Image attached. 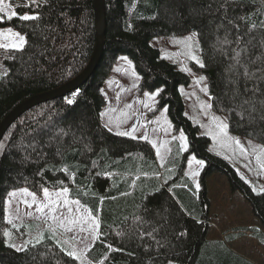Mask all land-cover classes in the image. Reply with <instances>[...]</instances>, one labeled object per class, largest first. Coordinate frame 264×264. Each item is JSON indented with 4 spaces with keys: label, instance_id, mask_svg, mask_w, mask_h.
Listing matches in <instances>:
<instances>
[{
    "label": "trees",
    "instance_id": "1",
    "mask_svg": "<svg viewBox=\"0 0 264 264\" xmlns=\"http://www.w3.org/2000/svg\"><path fill=\"white\" fill-rule=\"evenodd\" d=\"M26 2L7 0L13 11L38 14L40 19L8 20L0 14L1 29L12 28L26 38L21 51L0 48V64L8 70L0 77V124L27 99L77 78L96 47L94 0H39V7L30 8L23 6ZM104 8V52L89 80L75 91V102L68 104L67 95L34 107L0 142V264H77L52 238L30 243L22 252L8 246L7 198L22 187L36 193L43 187H68L74 199L99 209L93 214L99 217L102 234L89 253L98 263L259 264L231 244L248 235L264 248V196L241 179L233 161L216 152L209 132L188 116L186 102L200 97L194 74L205 76L213 97L211 110L227 117L230 134L264 145V122L250 124L246 113L241 119V97L233 100L237 88L243 93L247 87L251 97V90L264 89V82L229 71L238 34L243 37L240 47L247 48L242 59L250 70L260 66L258 57L264 60V0H104ZM191 32L197 34L200 59L207 67L200 69L190 60L189 73L181 71L179 56L154 45V40ZM225 37L230 43H223ZM121 57L132 60L141 79L140 92L163 90L158 108L168 107L174 128L187 134L189 150L167 166L176 175L161 168L150 143L116 136L100 120L106 104L104 86ZM261 99L264 96L257 92L258 108ZM190 155L205 162L201 189L183 175ZM157 173L167 177L164 187ZM215 175L225 177L230 190L242 195L258 226H240L221 239L209 238L212 201L207 182ZM100 197H105L103 203Z\"/></svg>",
    "mask_w": 264,
    "mask_h": 264
},
{
    "label": "rangeland",
    "instance_id": "2",
    "mask_svg": "<svg viewBox=\"0 0 264 264\" xmlns=\"http://www.w3.org/2000/svg\"><path fill=\"white\" fill-rule=\"evenodd\" d=\"M6 29L0 28V32H5ZM13 31L18 32L14 29ZM190 34L176 38H156L154 40V45H157L162 50H165L167 53L172 54L173 56H179L181 64L184 67L189 68L187 62L189 63L191 59H189L188 56L184 54V52H186L185 45L178 43V41L183 40ZM5 36H8L6 32L4 36H0V43L11 42L12 38L8 37V39H5ZM192 43V50L194 54L200 57L201 49L199 47L197 35L193 37ZM128 61H130L131 64H129ZM199 76L200 74H194V80L196 83ZM140 82L141 79L135 70L132 60L128 57L127 61L123 59L118 60L114 66V70L109 80L104 86V92L106 93V104L103 106L100 113H107V115H105L103 118L100 117V120L102 121V124L105 125L109 119V116H111L115 122L124 119L123 114L126 113L128 118L126 119V122L121 124L122 130L130 129L135 123L137 124V132L135 133L137 137L146 132L149 136V140H156L158 146L163 145L164 141H168L169 144L166 147L171 148V152L166 153L165 147H161V153L166 154L167 156V167L169 164L179 162L181 158L184 157L185 152H187H180L177 155L176 150L179 142L172 141L171 139L172 136H179V132L181 130L177 131L174 128L168 112V107L158 108L159 95L155 97L157 103L153 105L154 110L150 111L148 108L143 106V103L148 101V98L144 95L145 92L139 91ZM204 83L207 82L205 81ZM204 83H197L199 91L196 92V95L198 94V96H200L199 99H196L193 102H186L187 113L191 119L201 123V126L204 127L205 131L210 132L211 120L209 117L214 112L211 109H208L209 114L206 115L205 112L202 111L203 105H201V102L210 103L208 96L201 91ZM193 94H191V96ZM148 102L151 103L150 101ZM129 105L131 107H128ZM109 109H112V111H109ZM165 109L166 111H164ZM164 116L167 117V120L171 124V128L167 133L164 131V128L166 127L164 123ZM157 120H159V124L156 123ZM112 126L114 128L115 124ZM153 129H157V131L153 132ZM182 131L187 137L186 132L184 130ZM238 139L245 148H249V141H251L253 144L261 145L258 142L250 139L239 137ZM214 148L217 153H222V155L236 164L237 171L249 182L252 187L257 188V190H259L261 187H264V169H260L256 162V155L253 154L250 149L247 156L244 157L239 154L238 149L236 152H233L231 148H222L215 140ZM191 156L193 155L187 156L188 159H190ZM158 162L160 164L159 159ZM202 167L196 165L195 162H193L191 169L189 168L188 163L187 167L185 168V170L189 172H199V175L195 177L194 181L189 177L194 182V185L196 183L200 185L198 189L202 188L199 178ZM172 174L176 175L177 172H172ZM207 183L212 201L211 232L209 234L210 239H221L224 237L225 232L231 230L233 231V229L240 226H258L257 220L252 215L246 200L240 193L232 192L230 190L225 177L215 175L209 178ZM22 189H25V187L11 191L10 193L15 192L16 195L14 197L8 195L7 198L6 211L9 221H11V225L8 229L9 235L7 236L8 244L15 243L17 245H23L26 241L33 243L37 242L38 239L39 241H42L47 238H52L66 252L69 250H75L78 253H83L82 260H77V264H104V262L98 263L89 256L91 249L98 240L93 242L90 236H88L86 239H81L82 237H86L87 233L80 232L79 225H67L69 220L77 219L81 214H83L84 207L89 208L88 206L80 202L83 207L78 213L76 211L75 205L64 206L61 203L56 205L55 212H50L48 208H45L44 212H37V205L32 204V197L28 196L26 193H23L21 191ZM28 190L33 192L30 189ZM59 191H61V189H49V192L52 194V199H56L55 193ZM33 193L36 194V199L38 202L44 199L43 192ZM68 199L76 200L71 196L70 189L68 193ZM25 201H27V203H25ZM28 204H31V207H29ZM69 207L72 208L71 212L68 211ZM29 213H31V215H29ZM53 217H56V219H53ZM60 220H64L66 226H71L72 231H67L66 227H61L59 223ZM84 227L87 228V225H84ZM74 235L77 237L75 240L72 239ZM231 245L240 253H245L257 263L263 264L264 248L258 247L257 242L251 239L248 235L247 237L242 238Z\"/></svg>",
    "mask_w": 264,
    "mask_h": 264
},
{
    "label": "snow or ice",
    "instance_id": "3",
    "mask_svg": "<svg viewBox=\"0 0 264 264\" xmlns=\"http://www.w3.org/2000/svg\"><path fill=\"white\" fill-rule=\"evenodd\" d=\"M46 3L47 0H44ZM32 5H35L36 7H39V0H27L26 3H24V7L30 8ZM0 14H6L8 20H12L13 18H17L20 21H36L40 19L38 14H19L16 11L12 10V5L11 3H6V0H0ZM4 15H0V21H3ZM241 19H245L244 17H241ZM255 27V25H253ZM5 32L8 34V36H5V39H8V37H11L12 40L10 43H0V48L4 49H15L16 51H21L23 49L24 44L26 43V38L24 35H22L19 32L13 31V29L8 28L5 30ZM5 32H0V36H4ZM197 34L195 32L191 33L189 36L185 37L183 40L178 41V43H182L185 45V55L188 56L189 59L195 62L196 65L200 69L206 68V64L200 59L199 56L195 55L193 52V37H195ZM243 37L240 36L239 34L237 35V38L235 40V43L237 44V48L233 49V55L231 59L233 60V64L230 66L229 71H235L237 77H244L246 80H254L257 82H264V60H261V58H257L258 61H260V66L257 67L256 71H251L249 66L244 62L242 59V54L247 51L246 47H240V44L242 43ZM251 41H249L250 43ZM262 44H264V40L261 41ZM223 43L227 44L230 43V41L227 40V37H225ZM8 59H11L12 57H6ZM121 59L127 61V57H121ZM129 64H131L130 61H128ZM252 63H256V61H253ZM0 77L6 76L8 74V70L6 68H3V65L0 64ZM181 71L189 72L191 73L192 69L191 68H181ZM138 79V77H137ZM206 81V77L203 75H200L197 79V83H204ZM232 83H236V81H231ZM103 92V90H101ZM162 89H157L155 92H145L144 95L148 98V101L143 103V106L145 108H148L150 111L154 110L153 105L156 102L155 97L162 92ZM201 91L204 92L209 100H212L213 97L211 96V93L209 91V86L204 83V86L201 88ZM247 87H245L243 93L240 91L239 88L235 90L233 93V100H235L237 97H241L239 104L237 107L241 109L240 115L241 119H244V114H247V118L249 123H256L257 121L264 122V99H261L259 103V108L257 107V101L255 100V95L257 92H260L261 96H264V89L257 87H254L251 92L252 96L248 97ZM78 93L74 92L73 98L77 95ZM106 95V93H105ZM73 98H66L68 104L73 103ZM128 107H131L130 105ZM213 107L212 104L204 102L202 106V111L205 112L206 115H208V109H211ZM232 111H236V108L231 109ZM109 111H112V109H109ZM166 111V109L164 110ZM107 113H100V117L103 118ZM142 115V114H141ZM163 115V113H162ZM124 119L118 120V121H113L111 116H109L108 121L105 123L104 127L107 128V130L111 133H113L116 136L120 137H130L131 139H141L144 140L148 143L151 144V147L155 149L156 156L160 160V166L165 168V171L168 173V175H171L172 169L166 167V160L167 156L166 154L161 153V147H165L166 153H169L172 151L171 148L166 147L169 142L164 141L163 145L158 146L156 140H149L148 134L145 132L141 136L137 137L136 132H137V124H133L130 129L128 130H122L121 129V124L126 122L127 114H123ZM210 120H211V125H210V132L209 134L212 136V139L215 140L222 148H231L233 152H236L237 149L239 150V154L241 156L246 157L248 154L249 149L253 154L256 155V162L259 165L260 169H264V145H257L253 144L251 141H249V148H245L241 141L237 138L234 137L230 134V125L227 122V117H219L216 116L214 113L210 115ZM157 124H159V120L156 121ZM164 123L166 127L164 128V131L167 133L168 130L171 128L170 122L167 120V117L164 116ZM113 124H115V127L113 128ZM157 131V129H153V132ZM172 141H178V147L176 150V154L178 155L180 152L188 151L189 150V143L188 139L185 136L184 132L181 130L179 132V136H172L171 137ZM2 147V145H0ZM211 150V149H210ZM193 162H195L196 165L198 166H203L204 165V160L202 159H197L196 156H191L190 159H188L187 163L189 168L191 169ZM95 163V161L93 162ZM67 172L68 170L65 169ZM157 175L160 177L161 182V187H164L167 184V177L163 176L162 174L157 173ZM184 176H189L190 178L195 180V177L199 175L198 171H186L183 173ZM137 179H139V170L137 174ZM241 179H244V177H241ZM246 183L248 181H245ZM132 185L135 187H140V185H137L135 181L132 182ZM187 187V184L184 185ZM195 187L198 189L200 185L198 183L195 184ZM23 193H26L28 196L32 197V204H36L37 212H44L45 208H48L50 212H55L56 211V205L57 204H63L64 206H70V205H75L76 206V211L79 213L81 211V208L83 207L80 203V200H69L68 199V193H69V188L68 187H62L61 191L55 193L56 199H52V194L49 192V189L47 187L42 188L43 192V197L44 199L42 201H37L36 199V194L33 192H30L27 188L21 190ZM156 191H159V188L156 189ZM253 192H256L257 195H262L264 196V187H261L259 190L257 188L253 187L252 188ZM125 195L127 193H124ZM16 193L12 192L9 193V196H15ZM77 195H80V193H77ZM105 197H100V203H103V200ZM27 203V201H25ZM29 207H31V204H28ZM99 209H89L84 207L83 209V214H81L77 219L74 220H69L67 222V225H79L80 226V232H86L87 236L82 237L81 239H86L88 236L91 237V240L95 242L96 240H99L101 236L100 232V221L99 217L97 215H94V211H98ZM68 211L71 212L72 208L69 207ZM31 215V213H29ZM53 219H56V217H53ZM11 223V221H9ZM61 227H66L67 231H72L71 226H66V223L64 220L59 221ZM84 225H87V228L84 227ZM9 233L5 232V236H8ZM147 235L151 236L152 233H148ZM77 237L74 235L72 237L73 240H75ZM39 239L37 240V243H39ZM30 243V241L24 242L23 245H17L15 243H10L8 244L9 247L14 248L17 252H22L26 249L27 245ZM159 244V241H157ZM111 245H108V248L111 249ZM163 247V245H161ZM63 251V249H62ZM67 256L73 258V260H82L83 253L82 252H77L75 250H69L67 251ZM168 264H173L171 260L168 261Z\"/></svg>",
    "mask_w": 264,
    "mask_h": 264
},
{
    "label": "water",
    "instance_id": "4",
    "mask_svg": "<svg viewBox=\"0 0 264 264\" xmlns=\"http://www.w3.org/2000/svg\"><path fill=\"white\" fill-rule=\"evenodd\" d=\"M94 9L96 14V26H97V41L94 54L86 67V69L70 83L42 94L35 95L18 107H16L0 124V142L11 127V125L27 111L39 106L43 103L65 97L70 93L78 90L85 82L89 80L93 72L96 70L105 48L106 37V20H105V8L104 0H94Z\"/></svg>",
    "mask_w": 264,
    "mask_h": 264
},
{
    "label": "built area",
    "instance_id": "5",
    "mask_svg": "<svg viewBox=\"0 0 264 264\" xmlns=\"http://www.w3.org/2000/svg\"><path fill=\"white\" fill-rule=\"evenodd\" d=\"M74 92H72L70 95H69V98H73V94ZM77 96V95H76ZM76 96L73 98V102H75V100H76Z\"/></svg>",
    "mask_w": 264,
    "mask_h": 264
},
{
    "label": "bare ground",
    "instance_id": "6",
    "mask_svg": "<svg viewBox=\"0 0 264 264\" xmlns=\"http://www.w3.org/2000/svg\"><path fill=\"white\" fill-rule=\"evenodd\" d=\"M74 92H75V91H74ZM70 94H71V93H70ZM70 94H69V95H70Z\"/></svg>",
    "mask_w": 264,
    "mask_h": 264
}]
</instances>
